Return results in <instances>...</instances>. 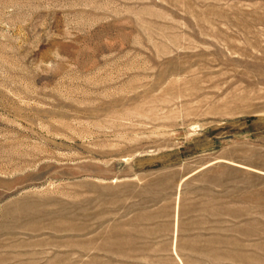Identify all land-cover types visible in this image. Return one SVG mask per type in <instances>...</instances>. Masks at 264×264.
Segmentation results:
<instances>
[{
    "label": "rangeland",
    "instance_id": "374dc122",
    "mask_svg": "<svg viewBox=\"0 0 264 264\" xmlns=\"http://www.w3.org/2000/svg\"><path fill=\"white\" fill-rule=\"evenodd\" d=\"M0 264H264V0H0Z\"/></svg>",
    "mask_w": 264,
    "mask_h": 264
}]
</instances>
